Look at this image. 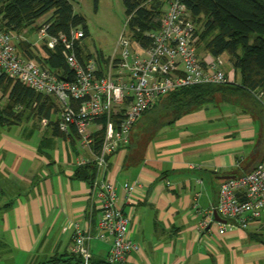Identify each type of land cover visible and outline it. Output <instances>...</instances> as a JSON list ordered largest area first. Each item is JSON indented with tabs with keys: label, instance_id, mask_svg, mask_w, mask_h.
<instances>
[{
	"label": "crops",
	"instance_id": "0c3cea01",
	"mask_svg": "<svg viewBox=\"0 0 264 264\" xmlns=\"http://www.w3.org/2000/svg\"><path fill=\"white\" fill-rule=\"evenodd\" d=\"M7 99L0 89V111ZM60 115L61 108L51 120L0 123L2 264L79 256L73 252L76 222L91 233L94 258L107 259L112 250L113 236L99 227L93 182L76 176L79 167L95 164V150L60 133ZM263 159L264 121L224 102L114 153L105 171H95L116 185L118 202L131 217L129 236L140 249L125 264H264V213L246 228L232 221L225 233L210 215L225 176L251 172ZM125 182L138 183L130 198ZM204 221L209 225L202 228Z\"/></svg>",
	"mask_w": 264,
	"mask_h": 264
},
{
	"label": "built area",
	"instance_id": "2783aa9c",
	"mask_svg": "<svg viewBox=\"0 0 264 264\" xmlns=\"http://www.w3.org/2000/svg\"><path fill=\"white\" fill-rule=\"evenodd\" d=\"M47 29L48 25H44L40 34L48 39V45L54 47L62 42L68 50L72 80L62 79L37 61L22 56L15 32L4 30H0V75L7 74L38 92L54 96L61 108L59 131L65 135L76 133L83 146L94 148L95 135L103 132L101 146L95 150L94 163L99 173L107 169L110 156L130 144L135 124L160 97L181 87L232 80L223 71L220 57L200 55L197 24L182 0H172L160 29L150 34L149 46L133 48L130 38L122 33L118 48L104 65L95 58L87 64L79 60L75 42L85 37L82 29L59 36H49ZM92 187L102 211L99 227L114 238L107 260L125 264L130 252L140 249L129 236L131 217L120 206L117 187L111 180L96 178ZM123 187L130 198L138 183L125 182ZM263 213L264 159L251 172L224 180L218 201L210 210L212 217L217 214L222 220L216 222L220 233L232 227V221L246 228ZM208 225L204 221L202 228ZM99 236L103 237V233ZM91 239L89 230L76 222L73 252L84 264L93 257Z\"/></svg>",
	"mask_w": 264,
	"mask_h": 264
},
{
	"label": "trees",
	"instance_id": "16d2710c",
	"mask_svg": "<svg viewBox=\"0 0 264 264\" xmlns=\"http://www.w3.org/2000/svg\"><path fill=\"white\" fill-rule=\"evenodd\" d=\"M166 1L124 0L130 33L127 36H131L143 47L149 46L152 42L150 34L161 27ZM182 1L194 22L202 24V31L198 29V50L203 47L215 58L227 54L236 74L240 75V80L196 84L177 88L163 95L135 124L127 147L147 142L157 131L187 114L210 105H218V99L241 106L264 121V103L259 98L264 97V0ZM46 16H49L48 19L38 30L48 25L49 36L70 35L73 29L80 28L85 32V37L89 35L86 18L75 11L71 0H0V30L18 34L19 53L27 59L37 61L40 66L48 68L60 78L72 80L74 72L67 62L68 50L64 43L59 42L50 47L48 39L43 38L40 54L31 41L20 37L26 28ZM80 41L75 42V47L83 64L93 58L103 65L108 62L102 51L93 56L80 45ZM0 89L4 95H8L7 103L0 111V123L19 124L35 116L39 120H51L53 110H60L59 102L54 96L38 92L7 74L0 75ZM57 129L59 130L58 126ZM71 135L77 136L76 133ZM102 140L103 132L97 133L94 150L100 148ZM95 169V164L79 167L76 176L94 182L97 174ZM42 264H84V261L76 255H55ZM89 264L119 263L92 257Z\"/></svg>",
	"mask_w": 264,
	"mask_h": 264
},
{
	"label": "rangeland",
	"instance_id": "374dc122",
	"mask_svg": "<svg viewBox=\"0 0 264 264\" xmlns=\"http://www.w3.org/2000/svg\"><path fill=\"white\" fill-rule=\"evenodd\" d=\"M74 4L75 11L82 14L86 18V22L89 28V35L84 39H81L80 45L85 48V50L96 56L99 54V51L104 52L106 55H111L114 53L116 48H118V42L122 33L126 35L130 34L127 28L128 17L126 15V7L124 0H71ZM172 0H167L164 5V14L166 13ZM163 14V16H164ZM49 16H46L40 19L36 24L26 28L20 35L24 40H32L35 49L38 53H42L41 48L44 44V39L40 34L39 26L43 25ZM197 27L202 31V24H197ZM82 29V28H80ZM17 38H19L18 34ZM130 36V35H129ZM131 38V36H130ZM133 44V48L138 49L139 44L135 42L132 38L130 39ZM202 46L203 43H201ZM199 53L203 57H207L210 54L206 51L205 48H200ZM222 68L223 71L229 75L232 80H240V78L235 77L234 67L230 61V58L227 54L222 56ZM261 102L264 103V97H259ZM223 102L218 99L217 104H222ZM33 115V114H32ZM150 113L147 118L149 117ZM30 119H38L31 117ZM145 119V117H144ZM142 123V122H141ZM140 123V124H141ZM30 128L27 127L26 131L28 132ZM37 130V128H36ZM145 140V138L143 139ZM5 250L3 244L0 243V251Z\"/></svg>",
	"mask_w": 264,
	"mask_h": 264
},
{
	"label": "water",
	"instance_id": "95a60500",
	"mask_svg": "<svg viewBox=\"0 0 264 264\" xmlns=\"http://www.w3.org/2000/svg\"><path fill=\"white\" fill-rule=\"evenodd\" d=\"M233 177H235V176H225V180H226V179L233 178ZM215 219H216L217 221H222V220L220 219V217H219L217 214L215 215Z\"/></svg>",
	"mask_w": 264,
	"mask_h": 264
}]
</instances>
